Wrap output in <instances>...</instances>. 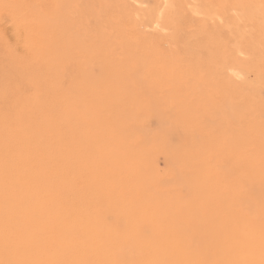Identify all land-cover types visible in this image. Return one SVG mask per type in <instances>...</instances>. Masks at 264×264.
Wrapping results in <instances>:
<instances>
[{
    "label": "bare ground",
    "instance_id": "6f19581e",
    "mask_svg": "<svg viewBox=\"0 0 264 264\" xmlns=\"http://www.w3.org/2000/svg\"><path fill=\"white\" fill-rule=\"evenodd\" d=\"M190 3L0 0V264H264V0Z\"/></svg>",
    "mask_w": 264,
    "mask_h": 264
},
{
    "label": "rangeland",
    "instance_id": "374dc122",
    "mask_svg": "<svg viewBox=\"0 0 264 264\" xmlns=\"http://www.w3.org/2000/svg\"><path fill=\"white\" fill-rule=\"evenodd\" d=\"M187 2H191L190 3V5L188 6V7H194L195 6V3H196V0H187ZM197 2H199V0H197ZM136 6V5H135ZM138 7L140 6V5H137ZM142 6V5H141ZM230 6V7H229ZM226 7H228V8H226V10H228V11H226V13L228 14H226L227 16H230L231 14L230 13H232V15H233V17L235 18V17H238V19H239V16L241 15V13H240V15H238L239 14V12H240V10L239 9H237L236 8V12L235 11H233L235 8L234 7H232L231 5H228V6H226ZM231 8H234V9H231ZM188 9V8H187ZM190 9V8H189ZM230 9V10H229ZM263 13H264V7H263ZM229 11H232V12H229ZM255 13V12H254ZM253 13V14H254ZM257 13L258 14H260V12H256L255 13V15H254V17H255V22H259V24H261L262 26H264V20H262L263 18L261 17V14H260V16L259 15H257ZM230 14V15H229ZM231 15V16H232ZM238 15V16H237ZM198 17L200 16V14H198L197 15ZM196 16V18H195V15L194 16H192V18L190 19L191 20V23H190V28L189 29H187L185 32H187L188 34H189V32L191 31V33H193V35L195 34V32L197 33V28H198V25H196V24H202V26H207V25H210V26H208L206 29H204L208 34L209 33H212V32H214L215 30H220L221 31V38L223 37V36H225L226 38H227V42L229 41L230 43L231 42H233L234 41V36H236V35H234L232 32H230L229 30H230V28H232V27H230L229 25H227L226 24V22H225V24L227 25V26H225V25H223L222 23L224 22V20H223V18L221 19L220 17H219V19H218V16L215 18V17H213V16H211V18L212 19H217V22H215V20H211L210 21V19L208 20L207 19V17H205V15H201V17H197ZM204 18V20H202L203 18ZM209 17V16H208ZM253 17V18H254ZM264 17V16H263ZM210 18V17H209ZM196 19V20H195ZM206 19V20H205ZM238 19H237V25L238 26H240V27H238L237 29H238V31L240 30V29H242L243 27H245V26H243L242 27V25L245 23H247L246 22V20H245V22H244V18L243 19H239V21H240V25H239V21H238ZM222 20V21H221ZM204 21L206 22V23H204ZM213 21H214V23H213ZM218 21H220V22H218ZM244 23H243V22ZM201 22V23H200ZM207 22H208V24H207ZM193 23V24H192ZM218 23H219V26L221 27H219V26H217L218 25ZM243 23V24H242ZM252 22H248L246 25H248V24H250V26L249 27H253V26H251L252 24H251ZM216 26V28H214L213 29V27H215ZM225 26V27H224ZM219 27V28H218ZM224 27V28H223ZM230 27V28H229ZM248 27V26H247ZM246 27V29L244 28V30L242 29L240 32H243V31H245L246 32V30H247V35H249V31H248V29L249 28H247ZM194 28V29H193ZM205 28V27H204ZM191 29V30H190ZM193 29V30H192ZM209 29H210V31H209ZM223 29H227L226 31V33H224L223 31H225V30H223ZM252 29H250V31H251ZM245 32H243L244 34L243 35H245ZM249 32V33H248ZM252 33H250V38L252 39V38H255V36H257V35H255L256 34V32H255V29H254V32H253V30L251 31ZM190 33V34H191ZM231 34L233 35V36H231ZM257 34H259V33H257ZM251 35H254V36H252L251 37ZM246 36V35H245ZM248 36V37H249ZM228 37L230 38V37H232L231 39H228ZM197 37H196V34H195V39H196ZM223 39H225V38H222V41H223ZM235 39H237V38H235ZM223 42H225V41H223ZM242 56V55H241ZM245 58V57H244ZM250 72V73H249ZM249 72H247L243 77H242V81H246V82H249V83H254L255 81H256V77L254 76V73L253 72H251V71H249ZM249 73V74H248ZM247 75V76H246ZM247 77V78H246ZM254 77H255V79H254ZM249 80V81H248ZM260 85V86H259ZM259 87H261V88H259ZM263 87V88H262ZM258 89L260 90L259 91V95L261 96V97H263L262 99H264V82H262V83H260V84H258ZM264 101V100H263ZM262 117H263V120H264V114L262 115ZM149 124H150V126L152 127V128H156L157 127V123H156V120L155 119H151L150 121H149ZM155 162L157 163V165H156V167L158 168V165L160 166V168H159V172H160V174H164V172H163V170L165 171V173L167 172V170H168V166H169V164L167 163V159L162 155V154H157L156 155V158H155ZM164 168V169H163ZM157 171H158V169H157ZM165 175V174H164ZM164 178H166L167 179V177L165 176Z\"/></svg>",
    "mask_w": 264,
    "mask_h": 264
}]
</instances>
